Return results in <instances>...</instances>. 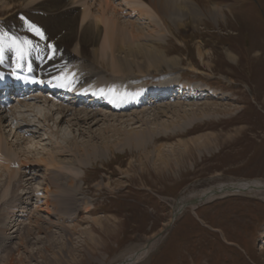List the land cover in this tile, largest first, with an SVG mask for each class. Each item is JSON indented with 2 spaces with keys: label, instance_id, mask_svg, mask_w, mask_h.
I'll return each mask as SVG.
<instances>
[{
  "label": "rangeland",
  "instance_id": "obj_1",
  "mask_svg": "<svg viewBox=\"0 0 264 264\" xmlns=\"http://www.w3.org/2000/svg\"><path fill=\"white\" fill-rule=\"evenodd\" d=\"M8 1L5 6L0 0V32L24 28L34 21L51 35L49 39L61 44L67 55L74 53L75 60L81 58L75 55L73 45L79 33L76 23L72 40L65 48V31H52L48 13L32 10L30 0ZM229 2L235 7L223 10L227 16L220 21L200 16V22L193 24L190 19H181L179 27L168 22L174 35L164 33L159 48L168 57L178 58L179 67L125 79L139 85L148 80L163 88L175 87L178 98L127 115L98 111L109 116L92 127V134L87 133V127H71V118L64 124L50 121L51 125L43 126L37 117H32L33 123L46 129L33 128L31 139L17 135L13 143L9 137L15 134L11 135L13 127L2 128L0 145L4 147L2 152L6 149L12 153L10 158L16 165L13 169L25 158L33 162L40 157H55L60 167L27 163L30 167L36 165L30 183L25 182L29 176L18 172L20 192L27 193L31 188L34 196L23 195L19 208L9 206L11 202L7 206L0 204L1 213L7 217V238L0 241V250L5 246L0 251V264H123L148 248L146 257L136 264H264V194L242 193L196 209L189 206L172 222L179 204L194 199L205 189L224 183L264 182V0ZM61 6L53 13L65 7ZM121 11L122 21L149 25L150 21L137 14L131 16V9L124 6ZM84 45V60L91 63L86 55L91 54V44L86 41ZM198 47L206 54L205 62L198 55ZM95 71L102 77L113 76L111 70L100 66ZM194 91L201 95H193ZM194 104L209 112L196 115L192 125L188 122L191 114L179 119L170 114L158 117L159 123H169L166 129L154 121L153 113L158 109H190L188 105ZM39 107L42 117L47 113L55 120L60 117L46 104L39 103ZM110 115L125 118L113 122ZM108 124L121 130L116 136H105L111 149L103 157L84 160L86 165L80 167L67 152L70 144L83 149L87 142L101 148L104 141L99 135ZM147 129L153 131L154 137L146 146L124 144L127 132ZM59 130L68 134L70 144L53 133ZM61 148H67V154L58 155ZM7 171L1 164V196L11 189ZM52 172L76 178L73 195L77 202L74 200L70 210L57 209L51 191L46 190L45 183Z\"/></svg>",
  "mask_w": 264,
  "mask_h": 264
},
{
  "label": "bare ground",
  "instance_id": "obj_2",
  "mask_svg": "<svg viewBox=\"0 0 264 264\" xmlns=\"http://www.w3.org/2000/svg\"><path fill=\"white\" fill-rule=\"evenodd\" d=\"M3 1L5 6L9 5L8 0H3ZM206 1L205 0H121V2L118 3V0H30L28 6L32 8V10H34L35 12L41 11L42 14L48 13L50 15V23L52 22V31H58V29L65 31V38L62 41L64 42L62 43V46L65 48L68 46V42L72 40L70 36H72L73 34L72 27L74 26V23L77 24V26L79 27V33L77 35L78 38L75 39V42L73 43V45L75 46L74 51L76 53L75 55L77 56L79 55L81 57L80 61L82 60L84 65L80 63H78L77 65H72L73 67L75 66L77 67L76 70L73 73H71L68 77H63L60 81L66 82L72 79L75 85H79L78 87L86 85L85 87L79 90L91 94L93 96L89 101L95 102L97 97L98 98L100 97V100L106 101L104 104L111 109L110 110L111 112L120 113L125 108L127 109L134 107L136 105L138 106L141 105V103L143 104L145 102L146 104H148L149 100L153 102L154 101L158 102V101H165L170 99L169 92H163L158 89H155L156 91L154 92L152 90H147V92H136V94L125 92V95L116 97L115 92L117 86H113L110 83L116 81L117 79L125 80L130 77L132 79V77H138L141 75L147 77L149 74L152 75L158 72H164V68L174 70L175 68L179 67L178 58L168 57L166 51L160 49L162 48L161 46L159 48V45L163 40L162 38L164 33H167L170 36L174 35L168 22H172L176 26L178 25L179 27L183 23L181 19H190L191 20L190 23L193 24L200 22V20H198L200 16H202V18L204 17L207 19H212V20L214 19L220 21L222 17L227 16V12H223V10L227 9L228 11L231 10L233 7H235L232 4L233 2L231 3L229 2V0H226L227 1L226 3L223 1L218 3L212 0H206ZM61 5H64L65 7H63V9H61L59 12L53 13V9L62 8ZM124 6L126 7V9H131L132 11L131 16L137 14L140 18L144 19L145 21H150L149 25L145 27L144 23L135 24L131 21L129 22L122 21V16L124 15V12L121 11V9ZM37 21L39 22L38 18ZM86 41L89 42V44H91L90 45L91 50H89L91 54L88 53L86 54L90 56V60H91V61L89 60V62L91 63H88V65H86L85 61L83 60L86 59L84 54V49L86 48L84 42ZM203 52L200 49V47H198V53H199L198 55L202 59V61L205 62L206 54H204ZM58 53L52 57V59L49 61L47 65H44L43 63L45 57L48 54L47 43H46L45 47L42 50V53L39 56H36L34 53H32L28 56V59L26 58L22 59L21 62L24 65L32 63L35 69L41 71L42 73L47 72L48 70L52 69L54 65L57 66L59 63L65 65L67 63L70 65L71 62H74L73 61L74 55L67 56L66 58L61 57L58 60L56 58ZM228 56L231 60L235 61V59L230 54ZM97 66H100L102 70H106V71L111 70L113 76L108 79L99 78L98 74L93 71L96 69ZM56 69H59V66H57ZM191 69L197 70V68L194 66H191ZM75 76L78 77L74 78ZM9 79L10 76L8 74H0L1 82L3 83L7 82L6 84H9V82L11 81ZM57 87L64 88V85L60 84ZM198 92L199 91H194V94L197 95ZM35 101L37 100H34V102ZM20 103L22 104L24 102H19V104ZM46 103L48 102L46 101ZM207 106L209 107L210 105ZM93 107L96 108V106ZM93 107L77 108L76 105L61 107L60 109H57L58 115H60V117L55 120L51 113H47L44 117H42V113L40 112L41 110L38 102L33 104H27V112L29 114L27 115L28 117L26 115L15 116V113L13 114L14 120L17 119L18 122L21 121V124L20 125L17 124L16 129L12 128L13 130L11 135H13L15 132L14 136L17 137V133H18L17 131L27 126H30L31 121L29 117L30 118L37 117L38 120H45L43 126H45L46 124H47L46 126H48V124H50V121H54L56 125L59 123L64 124V122H66V119L71 118V120L68 121L71 127H79L80 130L82 129L81 127L84 128L87 127L86 129L87 133L92 134L93 132L92 127L96 126L102 121H107L106 119L109 116L99 113L98 111H94L95 109ZM188 107H190V109H187V107L183 108V107L168 106L167 107L168 111L165 112H160L161 110L158 109L157 112L153 113L155 116L154 121L158 122L160 126L166 129L169 123L166 124L164 123V121H161L159 123L160 116H169L170 114L172 118L174 116L176 117V119H179L184 116L190 117L189 114H191L193 116L191 119L189 118L190 121L188 122H190V124L192 125V123L197 121L196 115H198L199 113L207 114V112H209V111L206 112V110L201 108L199 104L188 105ZM50 111L53 112L52 109ZM142 114L145 115V113ZM120 115H126V114H120ZM143 115L141 116L145 117ZM102 116H104L105 119L99 120V118ZM110 117L112 118L110 121L113 122L125 118L123 116L119 117L116 115H110ZM142 117H137V118H142ZM3 119H4V115L0 117V127H2L1 125L4 122ZM170 123L172 125L174 124V121L172 120ZM45 129L46 128H44V130ZM120 132L121 130L118 127L108 124L106 129L102 131L99 135L100 139L104 141L102 147L98 148L96 145L89 144L86 142L87 144L82 143L84 147H86L83 149H81L75 144L72 143L70 144V142H68L70 138L65 131L59 130L58 133L59 135L56 134L55 132L53 133L59 136L62 140H64L65 143L68 142L70 144L69 149L67 148L59 149L57 151L58 155L63 156L66 153L65 149H67L69 150L67 152L72 154V156H74L73 158L77 161V163L76 162L75 163L78 164L80 167L81 166L84 167V165H86L84 160L90 161L92 159H95L96 157H103L105 156L104 155L105 151L111 149V144L108 143V141L110 140L107 141L106 140L107 137H105L107 134L112 133V136H116ZM151 132L153 131L149 129L141 132L129 131L126 133L124 144L133 145L136 148L144 147L148 144V140L153 139L154 137L152 136ZM1 136H3L2 133ZM155 137L161 138L158 136ZM0 154H3L1 145H0ZM25 159H26L25 161H21V162H23V166L25 167L24 169L26 170L30 169L29 171L30 175L33 174L32 172L35 171L36 165L28 168V164L32 165L38 163L44 165L45 167H54V168L60 167L59 160L55 157H48V158L40 157V159L38 160L35 159L33 161L34 163L28 158ZM70 164L74 165L73 162H71ZM5 168L10 173L7 184L9 181H11V189L2 196L0 194L1 206H7L10 202H11L10 204H12L13 202L19 203L20 199L21 200L23 199L21 197L23 195L24 196L27 195L26 192L20 193L19 191L21 190L20 188L22 185V184L20 185L17 180V174L19 171L10 169L8 164L6 165ZM19 169H23V167ZM1 180H2V175H0V181ZM75 182H76V178L69 176L67 173L52 172L48 176L47 181L45 183V187L46 190L49 189L51 191L53 197L52 202L58 206L57 209L59 208L60 210H65V209L70 210V208L74 205L75 197L73 194L75 189ZM0 191H1V186H0ZM212 191H217L221 195L224 194V196L230 194H242V193L264 194V182L260 180H253V181H243V182L229 183V184L224 183L218 186L205 189L193 197L202 198L204 196H208V194H210V192ZM76 194L78 195L79 193ZM218 197L219 196L214 195L212 199ZM212 199H208V200H212ZM10 204L9 206L15 205L14 203L12 205ZM77 204L79 205V203ZM180 204L177 207L178 209L181 206ZM20 205H22L21 202L19 203L18 207H20ZM1 209L2 208H0V210ZM4 215L5 214L4 213L2 214L0 211V241H5L4 239L7 238L6 227H5L6 226L5 222L7 221L6 220L7 217H5ZM3 247L1 248V250L5 249ZM148 252H149V248L145 249L139 254H136V256L134 257L132 256L130 260L126 261L123 264H136L144 257H146Z\"/></svg>",
  "mask_w": 264,
  "mask_h": 264
},
{
  "label": "water",
  "instance_id": "obj_3",
  "mask_svg": "<svg viewBox=\"0 0 264 264\" xmlns=\"http://www.w3.org/2000/svg\"><path fill=\"white\" fill-rule=\"evenodd\" d=\"M220 196L221 194L217 191H212L210 192V194H208V196H204L202 198H195L194 200H190L188 202H185L184 204L181 205V210L177 212L178 213H181L182 210L187 207V206H193V207H197L199 204L203 203V202H206V200L212 198L213 196ZM222 196V195H221Z\"/></svg>",
  "mask_w": 264,
  "mask_h": 264
},
{
  "label": "snow or ice",
  "instance_id": "obj_4",
  "mask_svg": "<svg viewBox=\"0 0 264 264\" xmlns=\"http://www.w3.org/2000/svg\"><path fill=\"white\" fill-rule=\"evenodd\" d=\"M30 30L33 31L37 36H39L41 39H43V33L41 32V30L39 28H36L35 26L30 25ZM6 35V34H5ZM25 44L31 45V41L30 40H25L24 41ZM20 53H17V56L19 58Z\"/></svg>",
  "mask_w": 264,
  "mask_h": 264
}]
</instances>
